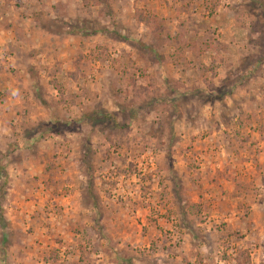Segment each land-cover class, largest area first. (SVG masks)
Segmentation results:
<instances>
[{"label": "rangeland", "instance_id": "obj_1", "mask_svg": "<svg viewBox=\"0 0 264 264\" xmlns=\"http://www.w3.org/2000/svg\"><path fill=\"white\" fill-rule=\"evenodd\" d=\"M0 264H264V0H0Z\"/></svg>", "mask_w": 264, "mask_h": 264}]
</instances>
